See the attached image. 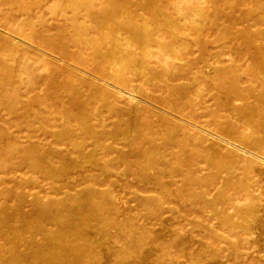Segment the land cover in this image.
<instances>
[{"label": "bare ground", "instance_id": "obj_1", "mask_svg": "<svg viewBox=\"0 0 264 264\" xmlns=\"http://www.w3.org/2000/svg\"><path fill=\"white\" fill-rule=\"evenodd\" d=\"M50 1L53 5L49 6ZM129 1L124 0V2ZM194 1L172 0V3L179 10L186 8L184 5L187 3ZM37 5L42 9V13H50L37 14L38 18L49 15L50 19L62 21V39L67 40L66 43H62L63 57L67 54L68 48L79 50L87 48L90 50L89 56L92 62H102L101 67L94 71L96 76L76 66L74 70L83 74L84 78L94 77L106 83L105 85L114 87L112 94L118 98L117 101L126 98L129 103L127 107L119 109L114 100L104 102L103 110L111 112L112 117L117 118L113 131L105 129L107 120L103 116L104 111H94L89 114L88 104L85 103L76 104L77 111L81 112L78 118L72 117L69 113L63 116L62 124L65 126L71 120L77 119V126L82 131L78 136L81 141L80 143L73 141V146L86 162L105 173L114 163H127L129 159H143L142 163L133 166L134 176L142 177L141 180L145 182H150L154 178V181H158L159 188L168 191L172 196H177L171 189L175 182H164L163 178L186 176L188 190L193 194L192 199L188 200V202L192 201L190 203L192 207L206 209L214 220H218L226 227H237L247 234H253L261 229L262 234L257 245L260 251L264 252V209L261 207L262 199H260V194L263 192L259 191L262 183L257 179L249 180L235 176V167L228 161L232 155L226 154L229 157L227 160L220 159L218 156L221 149L217 144H213L208 149L214 156L205 158L201 151V143L199 146L190 144L187 129L195 127L201 130L202 128L190 119L179 118L181 121L179 124H164L163 127L159 123L150 124L139 116L141 102H146L145 99L155 100V96L150 95L148 90L142 87L144 85L152 86L155 93L167 94L166 105H171L180 112L181 107L185 108L200 97L207 84L215 87L220 85L221 78L229 77V84L226 82L225 88H220L223 89L222 92H225L221 105L235 112L242 123L256 122L257 124L264 121V89L259 90L256 86L257 82L264 85V65L260 62L254 65L255 78H252L246 72H242L241 68H238L236 73H231L230 68H220L221 61H216L220 57L219 53L210 57L202 53L199 59L201 66L195 73V78L191 72H187L190 67H193L191 55H195L188 47L191 40L187 30L193 29L192 24L189 23L194 22L198 7L189 8L194 14H177L178 16L175 17L174 14L157 12L147 17V14H135L136 11H129L126 7L120 6L118 0H107L104 3L101 0H39ZM31 16L32 14L27 12L18 17L10 14L4 20L9 31L17 30L16 34L22 35L23 38L14 36V39H18V44L22 43L19 47H12L5 41L8 45L4 46V53L2 52L1 56L3 58H0V86L4 85L7 92L14 91L18 85L19 87L26 83L29 85L38 72L36 63L30 59V56L28 57V54L19 55L20 49L25 44L42 51L28 42L35 41L31 38V34L27 35L25 32V29H29L32 24ZM195 23H193L194 27H196ZM11 26L16 30L14 31ZM68 28L73 30L72 36L66 34ZM0 32L6 33L1 29ZM132 48L134 51H131ZM136 54H140V57ZM77 61L82 64L88 62L81 56L77 57ZM62 62L71 65L64 59ZM184 79L194 81L191 80L192 83L187 84L183 82L186 81ZM171 81L175 83L170 84ZM244 81L247 83L245 87L239 85ZM158 85L162 87L157 88ZM73 88L71 86V90ZM89 96L95 98L98 94ZM19 98L20 95L15 93L16 104L15 102L8 104L10 112L17 110ZM241 99L244 101L251 99L255 105L236 106V101ZM47 109L48 107L44 108V110ZM152 116L149 115V117ZM195 118L197 120L198 117ZM52 119L50 115L43 121L50 123ZM231 126L225 124L219 127L227 131ZM257 127L259 129L257 138H260L264 134V122L261 125L257 124ZM67 132L63 131L62 135L54 133L52 137L59 140L62 136L63 139ZM212 136L217 141H225L233 146L240 153L236 151L238 155L247 157L246 153H249L250 156L264 161L262 156L230 142L221 135L212 134ZM150 137L154 140L146 142ZM236 137L243 142L248 141L244 135L236 134ZM88 140H92L94 145V149L90 152L84 150ZM110 140L112 143L107 145L106 142ZM213 143L216 142L213 141ZM115 144H128L130 147L133 145V150L125 153L116 149ZM256 144V147L262 148V143ZM32 152L27 162L37 166L39 159L35 156V151ZM114 155L116 157H113ZM48 156V154L41 156L45 163ZM105 159L107 160L104 162ZM208 168L215 171L213 176L223 178L218 193L212 198H207V193L213 188L218 190L215 187L217 181L213 176L200 174ZM66 171V167L52 169L48 166L40 172L50 179H55L64 175ZM194 176L202 178L195 179ZM196 186L202 188V192L195 194ZM108 199L110 198L107 195L98 200L88 199V201L84 197H79L74 204L61 209L36 198L32 204L34 209L29 214L21 210L13 212L3 210L0 212L2 222L0 239L6 241L8 246H0V264H157L155 258L162 253V250H166V246L163 245L164 240L158 233L153 234L142 227L135 229L136 223L130 219L115 224L108 214L111 209L106 208ZM245 200L250 201L246 203ZM144 201L146 205L149 203H153L154 207L159 205V202ZM231 212L234 214L231 215ZM124 227L130 231L122 230L121 228ZM5 229H10L11 233L6 232ZM38 236L42 241L37 238ZM119 237L125 238L127 248L121 249L120 246L113 245L115 239ZM108 250L111 251L114 260L106 258L105 252ZM129 252L136 254L134 258L126 257ZM186 254H188L187 251L185 256ZM164 256L167 257L168 254L165 253ZM187 256L189 261L185 264L199 262V259L191 255ZM215 259L219 260L217 256H213L210 262H215ZM173 261L170 264H179ZM203 262L208 264V260Z\"/></svg>", "mask_w": 264, "mask_h": 264}, {"label": "rangeland", "instance_id": "obj_2", "mask_svg": "<svg viewBox=\"0 0 264 264\" xmlns=\"http://www.w3.org/2000/svg\"><path fill=\"white\" fill-rule=\"evenodd\" d=\"M106 1L101 0L102 3ZM118 1L119 5L126 7L127 10L136 11L135 14H147V17L157 12L174 14L177 17V14H194L189 8H199L194 16L196 27L193 25L194 22H190L193 29L187 30L191 40L188 47L195 54L191 55L193 67H190L187 72H191L194 78L201 66L199 59L202 53L209 57L219 53L220 57L216 61H221L220 68H230L231 73H236L238 68H241L242 72H246L252 78H255L254 65L259 62L264 65V0H195L193 3L184 5L186 8L179 10L172 0ZM38 2L39 0H0V29L6 31V33L0 32V58H3L1 56L7 43L12 47H19L22 44L21 42L18 44V39H14V36L22 38V35L16 34L15 27L11 26L14 31L16 30L12 32L5 25L4 20L10 14L17 17L25 12L32 14L30 21L33 25L25 29V32L27 35L31 34V38L35 41L28 42L44 51L25 44L20 49L19 55L28 54V57L30 56V59L36 63L38 72L29 85L28 83L21 87L18 85L14 91L7 92L4 85L0 86V212L21 210L29 214L34 209L32 204L36 198H40L46 204L64 209L74 204L79 197H84L88 201V199L98 200L107 195L110 199L106 200V208L111 209L108 214L115 224L130 219L136 223L135 226L133 225L135 229L142 227L153 234L158 233L164 240L163 245L166 246V250H162V253L155 258L157 264H170L173 260V262L185 264L189 261L187 255L199 259L197 264H204L205 260H208V264H264V252H261L257 245L262 230H256L254 235L247 234L237 227H226L218 220H214L206 209L192 207L190 204L192 201L188 202V200L192 199L193 194L188 190L186 176L163 178L164 182H175L171 189L177 196H172L168 191L161 190L158 181H154V178L150 182H145L141 180L142 177L134 176L133 166L142 163L143 159H129V163H114L110 165L111 168L107 172L103 173L99 168L86 162L75 150L73 141L80 143L78 136L82 132L77 126V119L71 120L66 126L62 124V120L67 113L77 118L81 115V112L77 111L76 104H88L87 110L90 114L103 110L104 102L109 100L117 102L119 109L127 107L129 103L126 98L117 101L118 98L112 94L114 87L105 85L106 83L94 77L84 78L83 74L74 70L76 66L96 76L94 71L101 67L102 62H92L89 56L90 50L87 48L83 50L68 48L66 58L63 57L62 43H66L67 40L62 39V21L50 19L49 15L38 18L37 14H50L42 13V9L37 5ZM48 5H53V2L50 1ZM66 34L72 36L73 30L68 28ZM131 51L134 49L132 48ZM139 55L136 54L137 57H140ZM78 56L88 61L87 64L78 62ZM62 59L71 65L63 63ZM184 80L186 81L183 82L187 84L192 83V79ZM229 80V77L221 78L220 85H216L217 87L207 84L200 97L185 108L181 107L180 112L173 106L166 105L167 94L155 93L152 86L144 85L142 87L148 90L150 95L155 96V100L145 99L146 102H141L139 116L150 124L159 123L163 127L164 124H179L181 122L179 118H182L190 119L204 128L206 131L202 128L195 129V127L187 129L190 144L199 146L201 143V151L205 158L214 156L208 150L213 144H217L221 149L218 156L220 159L227 160L229 159L227 155H232L228 161L235 167V176L249 180L257 179L262 183L259 191L263 192L260 194V199H262L261 207L264 209V161L250 156L249 153H246L247 157L238 155V151L233 146L225 141H217L212 136V134L221 135L230 142L243 146L264 158V134L257 138L259 131L257 124L261 125L264 121L257 124L256 122L242 123L235 112L221 105L225 92H222L223 89L220 88H225ZM173 83L175 82H170V84ZM242 83L239 84L242 87L247 85L245 81ZM71 86L74 87L73 90ZM256 86L259 90L264 89V85L259 82ZM15 93H18L20 98L17 100V110L12 113L8 109V104L11 102L16 104ZM129 93L132 94V92ZM93 94L98 96L91 98L89 95ZM176 104L179 103L176 102ZM245 104L255 105L251 99L238 100L235 105L242 107ZM45 107L48 109L44 110ZM103 111V116L107 120L105 129L113 131L117 118L112 117L111 112ZM50 115L53 117L52 122H44V118H49ZM149 115L153 116L149 117ZM195 117H198L197 120ZM225 124L232 126L227 131L220 129L219 126ZM163 127L160 128L163 129ZM63 131H68L63 139L62 136L59 140L52 137L54 133L62 135ZM236 134L244 135L248 141H241ZM153 140L150 137L146 142ZM257 142L262 143V148L256 147ZM106 143L110 145L112 141ZM85 146L86 152L94 149L92 140H88ZM114 146L125 153L133 150V145L130 147L128 144H115ZM32 151H35V156L39 159L37 166L27 162ZM45 154L49 155L48 158L46 157L47 163L41 157ZM48 166L52 169L66 167L67 171L62 176L50 179L46 174L41 173ZM200 174L213 176L215 171L208 168ZM213 177L217 181L215 187L218 190L214 188L209 190L207 198L216 196L223 181L220 176ZM194 178L202 177L194 176ZM194 192L198 194L202 192V188L196 186ZM144 200L159 202V205L156 207L152 205L153 203L146 205ZM248 201L244 202L248 203ZM113 222L112 225L115 227ZM121 229L130 231L127 227ZM5 230L11 233L10 229ZM37 238L41 240L40 236ZM113 245L120 246L121 249L128 246L124 237L115 239ZM0 246L6 247L8 244L0 239ZM186 251L188 254L185 256ZM165 253L168 254L167 257L164 256ZM108 255H111L110 250L105 252V256L114 260L112 255ZM134 255H136L134 252H129L126 257L132 259ZM213 256H217L219 260L215 259V262L211 263L210 259Z\"/></svg>", "mask_w": 264, "mask_h": 264}]
</instances>
